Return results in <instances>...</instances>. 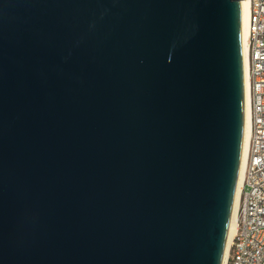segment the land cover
I'll use <instances>...</instances> for the list:
<instances>
[{
    "label": "water",
    "instance_id": "water-1",
    "mask_svg": "<svg viewBox=\"0 0 264 264\" xmlns=\"http://www.w3.org/2000/svg\"><path fill=\"white\" fill-rule=\"evenodd\" d=\"M242 2L0 0V264H223Z\"/></svg>",
    "mask_w": 264,
    "mask_h": 264
},
{
    "label": "built area",
    "instance_id": "built-area-1",
    "mask_svg": "<svg viewBox=\"0 0 264 264\" xmlns=\"http://www.w3.org/2000/svg\"><path fill=\"white\" fill-rule=\"evenodd\" d=\"M250 137L226 264H264V0H249Z\"/></svg>",
    "mask_w": 264,
    "mask_h": 264
},
{
    "label": "bare ground",
    "instance_id": "bare-ground-1",
    "mask_svg": "<svg viewBox=\"0 0 264 264\" xmlns=\"http://www.w3.org/2000/svg\"><path fill=\"white\" fill-rule=\"evenodd\" d=\"M249 0H243L242 2V34H243V56H244V82H245V128H244V141L243 152L239 168L237 189L235 193L233 212L228 232L227 245L224 254L223 264H226V257L230 244L232 243L235 228H236V213L239 204L240 192L243 187L245 177V164L247 156V148L250 137V113H251V98H250V79H249V64H248V36H249V17L250 11L248 6Z\"/></svg>",
    "mask_w": 264,
    "mask_h": 264
}]
</instances>
